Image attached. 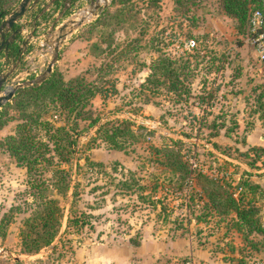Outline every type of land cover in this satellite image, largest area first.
<instances>
[{
    "label": "rangeland",
    "instance_id": "374dc122",
    "mask_svg": "<svg viewBox=\"0 0 264 264\" xmlns=\"http://www.w3.org/2000/svg\"><path fill=\"white\" fill-rule=\"evenodd\" d=\"M95 1L68 5L76 10L68 17L84 20L69 33L57 66L66 78L83 74L106 86L112 79L117 91L105 100L96 95L95 112L102 120L129 116L148 129L136 128V137L124 149L100 138L87 149L94 127L79 136V172L73 163L72 182L79 180L77 208L90 213V223L68 234L71 247L60 260L43 254L41 260L21 264H264V234L248 237L237 229L234 213L207 207L196 179L198 171L224 178L235 197L244 193V200L255 203L264 227V163L252 161V147L264 146V94L258 99L264 91V60L251 35L237 30L236 17L224 12L221 0H160L158 5L134 0L131 8V3L107 0L110 14L100 22L102 9L89 11ZM119 6L122 13L114 15ZM190 39L193 45L187 44ZM160 54L178 59L188 75L189 94L141 86ZM212 120L223 123L214 136ZM17 122L8 120L0 127V140ZM86 122L80 120L78 129ZM167 136L183 139L182 151L191 164L187 181L178 189L164 177L165 166L151 152L150 145L160 147ZM86 155L100 164L85 163ZM52 166L46 164L47 182ZM131 173L137 185L120 187L118 180L129 179ZM153 176H158L155 193L161 198L155 205L144 196L154 193ZM28 177L25 167L0 146V217L11 204L21 206L14 210L5 236L0 235L4 258L27 254L21 252L20 229L32 207L26 208L25 201L35 199ZM47 194L68 205L52 188ZM8 262L13 264L12 259Z\"/></svg>",
    "mask_w": 264,
    "mask_h": 264
},
{
    "label": "trees",
    "instance_id": "16d2710c",
    "mask_svg": "<svg viewBox=\"0 0 264 264\" xmlns=\"http://www.w3.org/2000/svg\"><path fill=\"white\" fill-rule=\"evenodd\" d=\"M20 0H0V22L15 9ZM72 5L74 0H70ZM115 1V0H112ZM120 4L135 2L134 0H117ZM147 5H158L160 0H145ZM181 3L186 0H175ZM224 12L237 19V30L239 32L249 31V17L251 13L259 9L263 13L264 20V0H221ZM61 0L54 1V7L51 10L42 11L38 9H29V21L31 24H37L40 20L48 19L59 7ZM63 6V5H62ZM123 7L119 6L114 15L122 13ZM37 10H40L37 12ZM73 11L70 6L63 11V16L69 15ZM110 11L102 9L99 15L100 19L105 18ZM97 20V19H96ZM92 22L95 24L97 21ZM34 25V26H35ZM20 22H16L14 27L6 33L9 35L13 29H19L14 39L7 47V60L12 63L22 65L24 58L23 52L30 48L29 43L24 46L22 52L21 44L24 37L21 34ZM264 32V24L259 28ZM3 56V53L0 54ZM178 59L168 55L160 54L152 60L150 72L141 83L144 88L152 92H158V88L164 86L167 90L176 94L183 95L190 93L188 75L184 69H180L181 64H177ZM7 63V62H6ZM186 67V64H182ZM4 65L0 63V71ZM33 77L32 74H30ZM109 85H96L87 80L83 74L74 75L66 78L63 71L54 65L53 70L41 81L33 84L18 87L12 96L0 110V127L8 120L17 119L15 130L6 134L0 140V146L7 149L18 165L24 166L26 174L29 176L26 180L29 187L33 188L35 195L34 201H25L26 208L31 207V211L24 215L20 229L21 252L33 253L40 250H46L44 256L51 257L52 260H60L63 250L71 247L70 232H79L87 223H90L85 211L77 208V202L81 195L79 189V180H74L72 168L73 163L77 166L79 172V154L80 149L76 147L79 143V136L90 127H94L93 132L88 136L85 145L87 149L93 147L100 138L107 142L112 148L124 149L127 144L136 137L135 129L147 127L136 122L132 117L122 116L119 118L101 119V116L95 112L92 99L100 95L103 100L107 96L117 91L114 81H108ZM264 91H260L258 99L262 98ZM87 121L80 129L79 121ZM223 123L212 120L210 126L213 128L210 135L218 133ZM148 129V128H147ZM151 131V130H148ZM167 140L160 147L150 145L152 156L155 160L165 166L164 177L174 184L178 189L188 179L190 173V162L186 153L182 151L183 139L180 137L167 136ZM210 140V139H209ZM196 144V142H190ZM84 143H81V146ZM213 144L216 146L215 141ZM253 162L261 160L264 163V146L255 145ZM77 152V154H76ZM76 158V159H75ZM85 163L100 164L85 156ZM46 164L51 167L52 177L49 182L46 180ZM67 164V167L64 165ZM197 182L206 198L205 205L212 207L222 213H234L237 229L243 231L248 237L252 232L264 234V227L260 221L258 207L251 199L244 200L243 194L235 197L229 190L230 183L224 178H220L208 173L197 172ZM151 188L153 194L144 195L154 205L160 200L156 197V191L159 186L158 176H153ZM138 181L131 173L129 179H119L118 184L122 188L130 189ZM248 187H252L250 181L243 182ZM53 189L58 196L62 197L66 204H62L58 197L47 194L48 189ZM142 194H139L141 197ZM166 197V196H165ZM19 204H11L8 211H5L0 217V235L4 237L8 224L13 220L14 210H20ZM166 205L163 204L161 211L164 212L163 218H166ZM60 235V236H59ZM58 237V240L50 245ZM134 238L132 237V240ZM135 241V240H133ZM69 242V243H68ZM137 243V242H136ZM13 264H21L23 260L13 259L8 254L7 258L0 254V264H8L9 260ZM42 257H36L41 260ZM34 260V259H33Z\"/></svg>",
    "mask_w": 264,
    "mask_h": 264
},
{
    "label": "water",
    "instance_id": "95a60500",
    "mask_svg": "<svg viewBox=\"0 0 264 264\" xmlns=\"http://www.w3.org/2000/svg\"><path fill=\"white\" fill-rule=\"evenodd\" d=\"M37 1L38 0H20L18 5L15 7V9L11 11L9 14H7L6 17H4L1 20L0 54L3 53V57H6L8 44L12 39H14L19 29H13L9 35H6V33L14 27L15 23L27 12L28 8L31 9L33 5L37 3ZM103 1L105 2L104 4H101L100 0L95 1L89 11L91 13H95L98 9L105 8L107 0H103ZM64 3L65 4L62 8V11L58 14V16H56L53 19L52 25L46 30V34L48 35V37L45 40L46 45L44 47L51 44L53 47H52L51 57L50 59L47 60L45 69L41 71L40 74H38L33 78L22 79V75H15L12 77L11 81H9V77L14 72L17 63H13L5 71H0V108L12 98L18 87L41 81L50 73L52 69V65L57 59L60 44L65 40L66 36L73 31L74 26L83 23L84 16H80L78 18L67 16L66 19L62 21L58 27L54 28V24L59 21L60 17L63 15L64 9L68 5H70L71 1L65 0ZM29 38L30 35H28L26 38L23 39L21 44L22 52L24 51V46L28 43ZM59 236H57V238L50 245L49 248H51L53 244L58 240ZM44 252H46V250H40L27 254H17V255H13V259L33 260L36 257L42 256ZM2 253L3 250L0 251V254Z\"/></svg>",
    "mask_w": 264,
    "mask_h": 264
},
{
    "label": "crops",
    "instance_id": "0c3cea01",
    "mask_svg": "<svg viewBox=\"0 0 264 264\" xmlns=\"http://www.w3.org/2000/svg\"><path fill=\"white\" fill-rule=\"evenodd\" d=\"M54 1L55 0H38L37 3L33 5L32 8L35 10L38 9L39 7H42L41 9L42 11L51 10L54 7ZM64 2L65 0H61L59 7H56V9H54V12L51 15V17H49L48 19L40 20V22L37 23L36 25L28 22L30 20L28 14L30 8H28L27 12L18 20V22L22 24L20 30L22 36L26 38L28 35H30V38L28 40L30 48L23 52L24 61L22 65L16 66L14 72L9 77V81H11L12 77L15 75H22V79H29V76H31L30 74H32L35 77L45 69L46 62L51 57L52 47H53L52 44L44 47L46 45L45 40L48 37V35L46 34V30L52 25L53 19L56 16H58V14L62 11V8L65 4ZM39 11L40 10H37V12ZM74 11L76 10L73 9V11L70 14L74 13ZM67 16L68 15L65 16L62 15L59 21L54 24V28L58 27L61 24V22L66 19ZM75 30L77 31V29H74V32L70 33V36L76 32ZM70 36L68 34L65 40L63 41V43L60 44L59 52H58L59 55L57 56L56 61L53 63L51 70H53L54 65L58 64L61 58L60 55H61L62 46H64L68 42ZM0 63L4 65L3 70L6 69L5 67L6 65L11 66L13 64L11 61L7 60V58L3 56H0ZM34 68L37 71L36 73L32 71V69ZM2 107L0 108V110L2 109Z\"/></svg>",
    "mask_w": 264,
    "mask_h": 264
},
{
    "label": "built area",
    "instance_id": "2783aa9c",
    "mask_svg": "<svg viewBox=\"0 0 264 264\" xmlns=\"http://www.w3.org/2000/svg\"><path fill=\"white\" fill-rule=\"evenodd\" d=\"M263 24H264V20H263L262 11L259 9L254 10L249 17V31H250V35H251L250 36L251 40L256 45L258 56L260 57L261 60H264V32L259 31V28ZM187 44L193 45L194 40L190 39L187 42ZM5 67L7 69L9 67V65H6ZM5 70H2V71H5ZM32 71H34L35 73L37 72L35 68L32 69ZM29 78H31V77H29Z\"/></svg>",
    "mask_w": 264,
    "mask_h": 264
}]
</instances>
